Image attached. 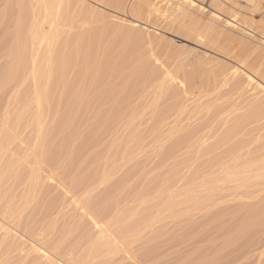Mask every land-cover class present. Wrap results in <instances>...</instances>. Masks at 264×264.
Segmentation results:
<instances>
[{
	"label": "bare ground",
	"instance_id": "6f19581e",
	"mask_svg": "<svg viewBox=\"0 0 264 264\" xmlns=\"http://www.w3.org/2000/svg\"><path fill=\"white\" fill-rule=\"evenodd\" d=\"M244 1L0 0V264H264Z\"/></svg>",
	"mask_w": 264,
	"mask_h": 264
},
{
	"label": "rangeland",
	"instance_id": "374dc122",
	"mask_svg": "<svg viewBox=\"0 0 264 264\" xmlns=\"http://www.w3.org/2000/svg\"><path fill=\"white\" fill-rule=\"evenodd\" d=\"M213 1V0H212ZM199 3H201L200 5L204 8V15L207 17H209V15L211 14V11H213V5L211 0H198ZM198 2H196L198 4ZM246 1L244 2H239L237 3V5L240 6L239 8V12L237 11L238 8H236L237 12L239 13L238 15V23L240 22L244 24L243 21H247L246 23H248L249 25H245L248 27H250L249 29L251 31H254V33H257L258 35H262L264 34V1L263 0H249V2H247L246 4ZM249 5V6H248ZM211 6H212V10H211ZM243 8V9H242ZM242 11V13H241ZM224 15L228 14V13H223ZM243 17H245L246 19L243 20ZM242 18V19H241ZM152 23V21H151ZM151 26H154L155 28H157L156 25H153V24H149ZM261 30L263 31V34L261 33ZM257 31V32H256ZM260 32V33H259ZM172 40L174 42L177 43H180V40L177 39V38H174V37H171ZM174 38V39H173ZM7 57H4L3 59L5 60Z\"/></svg>",
	"mask_w": 264,
	"mask_h": 264
}]
</instances>
